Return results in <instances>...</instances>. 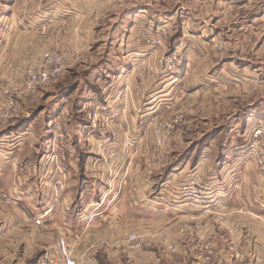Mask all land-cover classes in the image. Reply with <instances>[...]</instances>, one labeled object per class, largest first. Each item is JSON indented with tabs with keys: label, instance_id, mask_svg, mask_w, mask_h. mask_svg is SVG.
Here are the masks:
<instances>
[{
	"label": "rangeland",
	"instance_id": "374dc122",
	"mask_svg": "<svg viewBox=\"0 0 264 264\" xmlns=\"http://www.w3.org/2000/svg\"><path fill=\"white\" fill-rule=\"evenodd\" d=\"M193 1L0 0V111L10 100L14 107L0 122V192L11 193L14 176L21 189L35 184L30 203L0 200V264H36L61 236L85 252L83 264H252L248 252L222 241V205L211 190L243 169L264 173V19L252 23V12L239 8L222 17V0ZM138 6L145 11L134 12ZM65 52L55 80L26 88L46 53ZM62 150L71 160L47 158ZM234 154L242 157L236 165ZM87 156L98 157L93 165L103 172L129 168L118 192L106 184L99 210L87 208L96 200L93 179L81 183L71 172H83ZM223 158L232 166L222 173ZM138 176L151 195L141 223L130 225ZM194 181L212 197L210 209L181 196ZM68 185L79 198L62 213ZM41 203L52 211L36 224ZM98 212L107 218L82 223L81 215Z\"/></svg>",
	"mask_w": 264,
	"mask_h": 264
},
{
	"label": "crops",
	"instance_id": "0c3cea01",
	"mask_svg": "<svg viewBox=\"0 0 264 264\" xmlns=\"http://www.w3.org/2000/svg\"><path fill=\"white\" fill-rule=\"evenodd\" d=\"M219 1L220 0H217V2ZM193 2L194 1L192 0V3ZM142 7H146V6L142 5ZM142 7L138 6V8L134 10V12H136L137 10L145 11V8ZM258 7H260V9H258ZM237 8H239V12L241 11L240 9H243L245 11L250 10L252 12V16H251L252 23L264 19V0H222V17H229L232 16V14L234 13L235 15L238 14ZM231 10L234 11L232 12ZM242 24L243 23L241 22L239 17L238 23L236 24L237 28L239 29L243 28ZM262 43H264V41ZM250 112H252V110ZM87 157L89 158V160L86 162L85 164L86 169H83V172L82 171L81 172L71 171V172L76 174L74 175L75 179L79 178L81 183H85L86 177L93 179V183L89 184V188L92 189L91 190V192H93L92 194H95L96 200L94 199L88 200L87 208L90 207L91 209L94 208V210H99L101 205L104 203L103 200L102 201L99 200L103 189L106 187V184H109V187L107 188L108 192L112 194L118 192L119 187L122 186L124 183L126 184V180L124 179V177L120 179V176L121 175L125 176V174H127V176L125 177L130 178L129 168L120 170L118 172H116V169L114 171L112 170L109 172L106 171L103 172L98 168V166L93 165V161L94 160L98 161L97 160L98 157H94V156L91 157L87 156ZM240 158L242 157H239V155L234 154L233 160H231V162H233V165H236L234 163L237 162ZM205 162L208 161L206 159H202L199 163L200 167L198 168L200 169L203 166H205L206 165ZM240 162H244V161L241 160ZM88 163H90V167H88ZM227 163H229V161L226 158H223L222 166H220L222 169V173L225 171L226 168H228L227 166H232L231 164H227ZM0 172H2V165H0ZM71 172H69L67 175H69ZM102 173H104V177L106 178V180H103ZM101 176H102V182L100 183L99 178H101ZM139 176H138V181H136V185L133 187V189H129V192L131 193V195L129 196H131L132 198V203L130 202L131 208L129 209L130 210L132 209V211L136 212L134 213L135 218L128 220L129 221L128 224L130 225L141 223L138 221L140 219L139 217L142 216V215L140 216L141 213L140 211H144L142 209L148 207V200H149V196L151 195V192L149 191L148 188V181H146V179L141 180ZM210 178L211 176L205 179L207 180ZM0 180H2L1 177ZM66 180L67 178L65 179L64 184L66 183ZM11 181H12L10 186L11 193L13 194L14 191L17 192L19 191L21 200L24 196L27 202L29 201L31 202L33 197L28 190L33 189L34 190L33 192L35 193L34 182L33 181L25 182L24 188L21 189L19 185V183H21V178L19 176H14L13 179H11ZM115 181L116 183L114 184ZM95 182L98 186L95 185ZM40 184H41L40 187H42L43 184L44 186H49V183L45 185L44 181L43 182L41 181ZM69 187L68 188L65 187L66 191L63 192L65 193V197L63 198L61 202L62 205L60 204L61 207L59 208L61 210L59 211L62 213H66L67 211H69L73 206V201L74 200L77 201L79 198L78 194L74 198L73 187L72 186L70 188ZM211 191L218 196L222 205V216H223L222 241L234 243L233 245L234 248L238 247V249L236 250L237 252L239 251L248 252L252 258V264H264V173L258 172L256 168L251 171L243 169L241 173L234 178V181L231 185L228 184L227 178H225L222 181L221 189L219 190L214 189ZM80 197L81 198L83 197L82 193ZM115 200L116 199H114V201L108 200V202L109 203L113 202L114 204ZM41 204H42L41 208H38V210H40L38 214L34 215V213L30 211L31 209L30 210L27 209L28 211L27 213L30 215H34V217L40 216L47 207L46 203L45 204L41 203ZM112 207L114 206L112 205ZM139 208L141 209L139 210ZM123 214L128 215L125 211H123ZM105 216L107 218L108 215L106 213L102 214V212L95 213V215L92 216L91 221L89 223H86V225H88V227L92 224L94 225L95 223L99 222L100 219L105 218ZM82 223L84 224L85 221H82ZM133 230H138L139 232L140 226L137 225L135 228H133ZM66 231L69 232V230ZM131 233L133 232H130L129 234ZM65 235L69 236L70 234L68 235L65 233ZM88 236H89L88 234H86L85 236L80 234L79 240L85 241L86 238H88ZM98 239L101 240V237H99ZM85 250L88 251L87 248ZM75 255L83 264L84 261L83 258L85 256V252H82V257L80 256L81 254L79 255V253H75Z\"/></svg>",
	"mask_w": 264,
	"mask_h": 264
},
{
	"label": "built area",
	"instance_id": "2783aa9c",
	"mask_svg": "<svg viewBox=\"0 0 264 264\" xmlns=\"http://www.w3.org/2000/svg\"><path fill=\"white\" fill-rule=\"evenodd\" d=\"M155 42H161L160 36L156 38ZM67 56L68 52L59 55H52L46 53L44 62L41 63L35 71H28L27 79H25L24 82L26 88L32 87L33 89L37 84L49 83L55 80L65 69ZM13 111V101L10 100L5 103L1 108L0 122L6 120L7 118H10L12 116ZM114 152L111 150L108 151V157L110 160L114 159L117 161L119 159V155L115 154ZM47 158H49V160H54V162H61L62 160H71V158L66 157V154L63 153V150L59 154H53L51 157ZM55 167H57L58 173L60 172L63 176H65V172L61 168V166ZM60 184L62 186V183H59V188H62ZM55 190L58 191V187H55ZM55 193L57 194V192ZM181 196L185 200H187L190 205H193L194 207L206 208L207 210L208 208L210 209V204L213 202L212 197L208 195L206 190H204L202 184L197 181L192 182V184L189 186H182ZM11 197L13 198L14 202L19 201L21 199L20 194L17 191H14L13 194L0 192V200H7ZM51 211L52 210L50 207L46 208L40 216L34 218L35 223L42 224L44 218ZM81 218L82 221H85V223H89L91 221L92 216H86L83 214L81 215ZM128 241L132 242L134 248H140L142 245L139 241L138 236L135 233H131L129 235ZM56 244L57 246L55 249L45 251L43 254H41L38 260L36 261V264H82L81 261L76 257L74 250H72V245H70V243L65 237H59Z\"/></svg>",
	"mask_w": 264,
	"mask_h": 264
},
{
	"label": "trees",
	"instance_id": "16d2710c",
	"mask_svg": "<svg viewBox=\"0 0 264 264\" xmlns=\"http://www.w3.org/2000/svg\"><path fill=\"white\" fill-rule=\"evenodd\" d=\"M73 87H74V86H73ZM73 87H72V88H73ZM171 168H172V167H171Z\"/></svg>",
	"mask_w": 264,
	"mask_h": 264
}]
</instances>
